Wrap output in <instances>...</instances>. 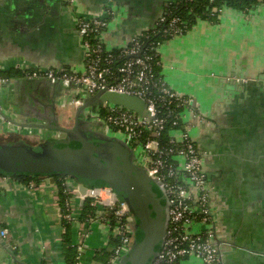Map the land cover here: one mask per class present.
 <instances>
[{
  "label": "crops",
  "instance_id": "0c3cea01",
  "mask_svg": "<svg viewBox=\"0 0 264 264\" xmlns=\"http://www.w3.org/2000/svg\"><path fill=\"white\" fill-rule=\"evenodd\" d=\"M167 5L168 0H77L86 14L116 10L108 15L104 35L110 46L153 29ZM157 52L164 81L193 97L203 116L192 118L190 133L203 153L223 263L264 264L263 253L244 249H264V4L248 11L224 8L217 22L198 19L185 33L161 41ZM82 65L65 0H0V71L19 72L0 85L5 115L20 123L72 127L79 107L63 105L71 89L26 78L21 69L81 71ZM54 134L0 114V142L38 143ZM64 183L77 264H102L97 257L112 251L109 229L101 212L80 217L86 190L70 177ZM63 217L55 178L26 184L0 175V229L6 230L0 236V264H64ZM181 264L204 263L189 257Z\"/></svg>",
  "mask_w": 264,
  "mask_h": 264
},
{
  "label": "built area",
  "instance_id": "2783aa9c",
  "mask_svg": "<svg viewBox=\"0 0 264 264\" xmlns=\"http://www.w3.org/2000/svg\"><path fill=\"white\" fill-rule=\"evenodd\" d=\"M65 1L75 20L83 69L23 67L24 77L70 88V97L63 105L75 108L98 91L141 98L145 103L144 115L101 101L85 108L82 117L105 124L115 137L129 145L165 198V232L149 264H181L189 257L199 258L204 264H224L203 154L190 133L192 118L203 116L193 97L169 87L160 72H155V65L161 64L159 58L155 59L160 42L148 45L145 40L149 34L140 33L120 45L110 46L104 35L108 15L116 10L110 7L102 16L90 15L79 10L77 0ZM259 4H264V0H258L256 5ZM151 30L160 31L166 39L182 34L180 19L167 18L165 14L158 17ZM7 81L0 74V85ZM84 196L101 212L100 220L110 235L118 237L109 261L118 264L131 248L134 218L126 202L109 186L89 187ZM5 234L6 230L1 229L0 236Z\"/></svg>",
  "mask_w": 264,
  "mask_h": 264
},
{
  "label": "water",
  "instance_id": "95a60500",
  "mask_svg": "<svg viewBox=\"0 0 264 264\" xmlns=\"http://www.w3.org/2000/svg\"><path fill=\"white\" fill-rule=\"evenodd\" d=\"M101 101L121 105L139 115L145 114V103L141 98L110 91H98L84 99L72 127L61 126L56 121L48 125L20 123L0 110L6 119L22 127H47L59 133L57 138L35 148L24 142H0V172L69 173L82 181H104L107 185L103 186L111 187L126 202L134 218L131 248L118 264H149L165 232L166 221L161 210L166 203H162L158 184L148 177L129 145L117 137L102 138L80 128L79 118L83 110ZM92 138H98V141L103 139L105 146L99 142L98 145L93 144L90 142ZM70 142L75 144L70 145ZM51 180L54 181L52 176ZM84 181L79 184L85 191L92 186L85 185Z\"/></svg>",
  "mask_w": 264,
  "mask_h": 264
},
{
  "label": "trees",
  "instance_id": "16d2710c",
  "mask_svg": "<svg viewBox=\"0 0 264 264\" xmlns=\"http://www.w3.org/2000/svg\"><path fill=\"white\" fill-rule=\"evenodd\" d=\"M258 3V0H168V5L163 14L166 15L167 18L178 17L181 22L182 33H185L187 30L191 28L193 24L198 19H205L211 22H217L219 20V15L221 13L220 8H233L242 11H248L253 8ZM216 8V10H212V8ZM163 26V24H162ZM160 26V28H162ZM145 33L149 34V37L146 38L145 42L148 45L156 44L165 40L160 31H156L153 33L152 30L146 31ZM159 55L155 56V59H158ZM161 64L155 65V72H159ZM0 74L4 77H10L19 74L18 70L12 71L11 69L6 71H0ZM161 76V75H159ZM24 140H16V142H23ZM44 142V141H43ZM39 142L35 147H38L39 144L43 143ZM25 143V142H24ZM71 145V144H70ZM2 176H10L21 183H39L44 177L52 176L55 178V182L57 185L58 195H59V203L61 210L63 212V226H64V234H63V243H64V264H77L78 263V255L75 247L71 246L69 233H70V217H66L65 211V200L68 197V193L65 192L66 183H64V179L67 177L72 178L76 182H83L78 178V176H72L69 173H49V174H40V173H30V172H16V173H2ZM85 185L96 187L107 185L104 181L92 180V181H84ZM165 199V198H164ZM97 208L90 205L89 199L86 198L84 204L81 208V218H94L97 216ZM111 245H116L119 242L118 237L110 236ZM112 251H104L97 257L102 264H109V259L111 258Z\"/></svg>",
  "mask_w": 264,
  "mask_h": 264
},
{
  "label": "flooded vegetation",
  "instance_id": "af4514ba",
  "mask_svg": "<svg viewBox=\"0 0 264 264\" xmlns=\"http://www.w3.org/2000/svg\"><path fill=\"white\" fill-rule=\"evenodd\" d=\"M66 2V1H65ZM66 4H67V6H68V3L66 2ZM76 25V24H75ZM79 126H80V128L82 129V130H85V131H87V132H90V133H92V134H95V135H98L99 137H104V136H106V132H105V130H107V131H109V129H108V127L105 125V124H101V123H95V122H93V121H90L89 119H87L86 117H82L81 116V118H79ZM101 128L102 129H104V133L103 132H101ZM58 135H59V133L58 132H56V134H54L52 137H49L48 139L46 138V139H43V141L45 142V141H48V140H50V139H52V138H57L58 137ZM42 141V142H43ZM90 142H92L93 144H95V145H98L99 143L101 144V145H103V146H105V142L104 141H101V140H99L98 141V138H92L91 140H90ZM99 142V143H98ZM39 143V142H38ZM70 144L72 145V144H75L74 142H70ZM198 145V144H197ZM198 148H199V146H198ZM201 151V150H200ZM203 154V153H202ZM106 156H107V154H105ZM207 180H208V177H207ZM208 183H209V180H208ZM209 186H210V183H209ZM210 190H211V187H210ZM159 192H161V190L159 189L158 190ZM211 192V191H210ZM161 194H162V192H161ZM162 203H165V199H164V196H163V194H162ZM162 214H163V216H164V221H166V207H164L162 210Z\"/></svg>",
  "mask_w": 264,
  "mask_h": 264
},
{
  "label": "rangeland",
  "instance_id": "374dc122",
  "mask_svg": "<svg viewBox=\"0 0 264 264\" xmlns=\"http://www.w3.org/2000/svg\"><path fill=\"white\" fill-rule=\"evenodd\" d=\"M243 81V80H242ZM101 132H103L104 133V129H102L101 128ZM105 132H106V136L108 137V138H113V137H115L114 135H113V133H112V131H107V130H105ZM14 138V137H13ZM104 138V137H103ZM38 139V138H37ZM37 139H36V141H37ZM39 141H37V142H42L43 141V137H41L40 139H38ZM103 140V139H102ZM101 140V141H102ZM5 142V141H4ZM10 142H14V141H10ZM23 142H25L26 143V141H23ZM27 144L29 145V146H31L32 148H35V146H36V144L37 143H31L30 141L28 142L27 141ZM59 146H61V147H65V145L64 144H59ZM139 150H140V148L138 149V152H139ZM36 152V151H35ZM37 153H39V150H37ZM40 154V153H39ZM110 233V232H109ZM244 249H247V250H249L251 253H263L264 254V249L263 248H244Z\"/></svg>",
  "mask_w": 264,
  "mask_h": 264
}]
</instances>
